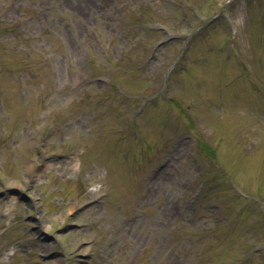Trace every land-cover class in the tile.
I'll return each mask as SVG.
<instances>
[{"label":"rangeland","instance_id":"obj_1","mask_svg":"<svg viewBox=\"0 0 264 264\" xmlns=\"http://www.w3.org/2000/svg\"><path fill=\"white\" fill-rule=\"evenodd\" d=\"M0 264H264V0H0Z\"/></svg>","mask_w":264,"mask_h":264},{"label":"bare ground","instance_id":"obj_2","mask_svg":"<svg viewBox=\"0 0 264 264\" xmlns=\"http://www.w3.org/2000/svg\"><path fill=\"white\" fill-rule=\"evenodd\" d=\"M74 158H75V157H74ZM74 158H72V159H74ZM76 164H77V163H75V164L73 165L74 168L76 167Z\"/></svg>","mask_w":264,"mask_h":264}]
</instances>
